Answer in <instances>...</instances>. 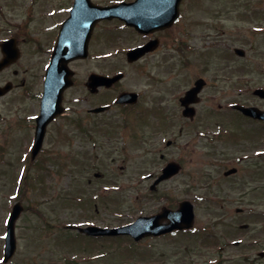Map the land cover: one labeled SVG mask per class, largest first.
<instances>
[{
    "label": "flooded vegetation",
    "instance_id": "flooded-vegetation-1",
    "mask_svg": "<svg viewBox=\"0 0 264 264\" xmlns=\"http://www.w3.org/2000/svg\"><path fill=\"white\" fill-rule=\"evenodd\" d=\"M46 1L49 0H0V63L9 55L7 59L9 63L0 70V73L13 67L10 70L12 77L0 82L1 86L11 84L10 90L0 96V100L18 90L16 93L20 94L17 100L23 101L25 105L26 102L30 103L31 113L23 118V126L29 131L27 145H31L34 140L35 119L41 114L43 79L59 38L61 37L64 51L79 50L81 53L80 57L67 64L72 70L70 78L72 83L64 89L60 105L57 104V97L51 99L54 101L53 105L60 107L61 113L44 128L42 147L36 155V158L41 160L40 165L44 167L40 169L42 176L46 177L51 173L46 168V163L51 158L62 165L58 167L59 170L69 171L73 168V172H76L78 168L76 166L80 164L75 165L74 150L71 149L66 154L56 150V147L61 144H65L66 147L68 143L77 140L88 141L97 133L108 132L107 112L95 113L98 107L110 105V108L117 109L120 128L124 130L133 122L153 127L157 133L166 131L173 120L180 126L178 135L171 140L166 139L162 143L142 142L141 151L139 150L141 161L151 165L160 163L146 174L128 178L126 187H119L105 180V184H100L99 187L94 185L89 194L74 185L71 193L60 197L63 203L67 205L73 203L78 208L85 198L100 201L110 199L109 193L120 192L124 196L126 191L127 198L133 199L132 204L138 206L136 212H128L127 223L132 225L130 236L91 238L76 229H68L69 224H62L57 226L58 230L62 229L64 232H61V237L71 240L70 234H74L75 239L85 242L94 240L123 242L125 248L121 249L124 256L117 258L116 255L111 259L112 264H264V206L262 208L253 204L255 208L248 209L241 206L244 193L241 190L245 185V182L241 181L242 177H237L241 172L239 168L243 161L241 157H236L235 163L238 166L229 165L218 172L203 171L205 175L202 177L207 179L216 173L215 180H212L213 185L208 181L207 185L192 189L190 186L193 181L185 184L179 182V178L185 181L194 178L192 174L184 173L181 160L178 159L191 141L204 146L227 142L223 136L220 114H233L244 123L264 129V121L246 117L237 110V106H243L255 107L264 112V100L259 97L250 99L252 92L247 74L240 72L234 79L232 78L231 67L227 65L231 50L228 36H225L226 24L223 13L206 9L205 0H139V5L131 11L138 12L139 18L145 19L146 22L129 24L114 18L97 21L92 25L90 24L92 13L88 8H91L92 3L97 4L96 0H88L89 6L82 5L79 8L77 6L74 16L71 9L75 0H58L49 4H46ZM135 1L108 0L107 4L130 5ZM84 24H87V27H84ZM104 25H111L112 40L107 43L113 45V49L105 52L101 45V27ZM106 31L108 30L105 29ZM142 47H147L148 50L144 56L134 62L128 61V53ZM232 50L233 55L238 58L245 55L244 50L238 47ZM170 52L175 54V74L184 87L175 97L176 107L165 108L166 95L163 87L173 76L158 79L151 77L149 73L148 79L132 83L124 81L128 78L127 68L135 71L133 74L137 77L146 76L143 62L149 56L159 53L170 57ZM105 57H114L115 75L121 72L123 75L110 87L97 86L96 90H93L87 86L89 76L103 75L102 64ZM117 58H121L123 68L117 65ZM216 60L220 61L217 67ZM28 62L41 64L40 73L35 76L37 81L31 83L24 79L17 81L19 70L14 68ZM86 62H90L93 68L80 75L75 64ZM166 63L167 60L164 61V64ZM169 75H172L171 72ZM186 79L187 85L183 84ZM31 85L34 88L30 89ZM167 92L165 94H169ZM190 92L193 93L188 94ZM129 93L134 95L118 101V105L112 104L116 97ZM220 97L223 100L222 104L219 103ZM15 106L19 107L21 104ZM169 117H173V120ZM184 130L185 135L191 140L181 141L180 137L183 136ZM57 153L60 154L58 159H55ZM70 163L73 167L68 165ZM169 163L179 164V170L165 180H158L162 176V169ZM250 169L249 176H259L258 168L252 166ZM261 173L263 174V170ZM232 180L239 182H231L230 185L225 183ZM167 181H171L172 186L184 191L185 197L177 199L173 192L176 188L171 190L165 186L162 190ZM221 181L224 183L220 186L215 185ZM258 182L257 180L247 184L249 185L247 188L255 189L252 192L259 195L264 193V182L260 185ZM16 184L15 181L14 186ZM42 188L46 190L43 184ZM132 190L135 192L133 198ZM53 195L47 197L45 203L50 202L55 197ZM184 201L187 204H183ZM232 205L233 208L230 209ZM15 206L20 212L9 231L7 220ZM181 209L184 210L183 214L180 212ZM199 209L207 211V221L199 222ZM29 210L33 218H24ZM0 212V264H41L33 259H24V254L19 251V244L22 241L35 243L40 232L44 230L49 232L51 229L50 220L45 216H38V211L25 207V204L20 206L16 203L4 204L0 207ZM139 219H143L142 224H134ZM245 219H255L256 226L249 229L251 225L246 223ZM188 224H190L188 228H180ZM115 225L97 226L113 228L117 226ZM11 232L15 251L4 263L2 259L5 241ZM248 235L253 237L255 235L257 238L253 240L251 239L253 237L249 238ZM126 255L128 256L125 257Z\"/></svg>",
    "mask_w": 264,
    "mask_h": 264
},
{
    "label": "rangeland",
    "instance_id": "rangeland-1",
    "mask_svg": "<svg viewBox=\"0 0 264 264\" xmlns=\"http://www.w3.org/2000/svg\"><path fill=\"white\" fill-rule=\"evenodd\" d=\"M52 1L58 2V0H49L46 1V4ZM96 2L103 4L108 3V0H96ZM205 8L211 12L223 13L226 24L224 28L225 36H228L231 50L227 65L231 67L232 78L234 79L236 75L243 72L247 74L250 82V92L258 86L264 87V0H205ZM105 29L108 31L105 32ZM110 31L111 25L101 27L103 52L113 49V45L107 43L112 40ZM234 47L244 50L245 55L243 58L233 55L232 49ZM170 53V57L163 53L149 56L143 62L146 68V76L137 77L133 74L135 71H132L130 67L127 68L128 78L124 81L125 83H132L144 78L148 79L149 73L151 77H158V79L160 77L168 78V76H173L171 81L163 87L164 95H166L164 100L165 108L176 107L175 97L178 96V92L184 87L175 74V54L173 52ZM117 59V65L119 68H123L121 58ZM166 60L168 63L164 64ZM219 63L220 61L216 60V67ZM102 66L104 75L115 74L114 57H105ZM170 66H172L171 69H169ZM40 67L41 64L32 62L20 64V66L14 68L19 70V77L16 80L24 79L28 83L36 82L35 76L40 73ZM75 67L80 75H84L85 71L93 68L90 62L77 63ZM12 68L0 73V82L6 79L9 80L12 77L10 71ZM169 72L172 75H169ZM183 84L187 85V79ZM32 87L31 85L29 88L31 89ZM167 89L169 90L168 92ZM17 91H13L8 97L0 100V157L2 160L0 163V207L4 204L21 201L22 204H25V207L34 208L36 212L40 213V216L48 218L51 222L49 225L52 224L49 232L45 230L40 232L39 238L35 243L20 242V253L24 254V259H33L41 264H112L111 259H114L116 255L117 258L124 256V251L121 249L125 248L123 242L116 243V241L112 240L85 242L75 238H71V240L63 236L61 238L60 235H62L61 232L63 230H58L57 226L70 223V221L80 222L82 225L123 224L129 221L128 212L134 213L138 208L137 205L132 204L133 199L127 198L126 191L124 196L120 192H112L109 193V195L111 194L110 199L93 200V202L89 203V199L85 198L86 201L80 203L78 208H76L73 203H69V205L63 203L60 197L71 193L74 185L81 187L85 193L88 192L89 194L94 185L99 187L100 184H105V180H109L110 184L126 187L125 183L128 178L146 174L160 163L156 162L151 165L141 161L139 154H141L140 147L142 142L162 143L163 140H171L172 137L178 135L179 123L173 120V117H169L173 120L170 121L172 122L171 126L167 127L166 131L158 133L155 132L153 127L150 128L143 124L139 125V122H133L130 127L124 130L120 128V121L117 118L119 111L112 108L107 113L108 132L97 133L88 141H72L66 147L65 144L57 145L56 150H61L66 154L71 149L74 150V154H76L75 165L80 164V166H76L78 167L76 172H73V168L69 171L59 170L58 167L62 165L51 158L46 163V168L51 173L44 177L41 175L40 166H38L40 159H36L33 163L32 161L30 162L29 149L31 145H27L29 131L23 126V118L31 113V106L29 102H26L25 105L23 101L17 100V96L20 94L16 93ZM166 92L169 94H165ZM251 98L252 94H250ZM222 102V97H220L219 103L222 104ZM16 104H21V106H15ZM220 115L223 136L226 137L227 142L204 146L196 141L193 143L191 141L178 159L181 160L184 173L188 172L194 178L186 179V181L183 178H179V182L185 184L193 181L194 183L190 186L192 189L203 187L208 184V181L213 185L212 180H215L216 173H213V176L207 179L202 177V175H205L203 171L214 170L218 172L229 167V165L238 166L235 163L236 157H241L243 159L242 163L239 164L241 172L237 176H241V181L245 182L241 190L244 192L241 206L248 209L252 208L253 204H257L263 208L264 193L254 194L252 191L255 189L247 188L249 186L247 184L257 180L259 181L258 185L264 182V129L244 123L233 116V114ZM190 129L191 127H189ZM185 133L186 130H184L183 136L181 135L180 137L182 142L190 139ZM59 154L57 153L54 158L58 159ZM71 164L68 165L73 167ZM252 166L258 168V177L249 176L250 167ZM262 170L263 174H260ZM95 173L101 174L100 178L95 177ZM25 176L33 179L39 176L41 181L39 177L36 182L32 181V179L26 182L23 181V185H29L22 187L23 189L20 186H14L15 181L17 183ZM231 182H239V180L225 183L230 185ZM171 183V181H167L161 189L163 190L165 186L171 190L176 188L173 191L175 197L177 199L184 198L186 193L172 186ZM222 183L224 182L221 181L215 185L220 186ZM42 184L46 188L45 191L41 188ZM135 185L133 184L132 186ZM13 186L14 188H12ZM133 193H135L134 190H132ZM52 194L55 197L50 202L45 203L47 197ZM79 195L80 193L77 194V196ZM134 195H132V198ZM231 208H233V205ZM96 210L99 211L96 212ZM30 211L26 213L24 218H33ZM198 213L200 223L207 221L206 210L199 209ZM245 221L251 225L249 229H253L256 226L255 222L257 221L255 219H245ZM37 224L40 223L37 222ZM247 232L250 233L249 230ZM70 236H74V234H70ZM248 236L249 238L253 237V235ZM256 238L254 235L251 239L254 240Z\"/></svg>",
    "mask_w": 264,
    "mask_h": 264
},
{
    "label": "water",
    "instance_id": "water-1",
    "mask_svg": "<svg viewBox=\"0 0 264 264\" xmlns=\"http://www.w3.org/2000/svg\"><path fill=\"white\" fill-rule=\"evenodd\" d=\"M88 0H76L75 1V5L73 6L72 10H71V14L74 16L76 11H77V6L79 8V6L82 5H88ZM136 5H139V0L135 2V4H130V5H114L112 7L110 6H95L92 5L91 8H88V10L91 11L92 13V18L90 20V24L93 25L94 22L96 21H100V20H104V19H112L114 17H117L119 19H121L124 22H127L129 24H140V23H144L146 22L145 19H141L139 18V13L138 12H132L131 10L135 8ZM76 9V10H75ZM150 22V21H147ZM70 23V22H68ZM84 27H87V24H84ZM146 51L145 48L139 49L137 51H132L131 53H129V59L130 60H136L138 59V57H140L141 55H143L142 53ZM81 56V53L79 50L76 51H70V52H64L62 47H61V41H59L57 48L53 54V59H52V63L48 68L47 74L45 76V84H44V102H43V106H42V115L37 118V132H36V139H35V143H34V150H33V155L34 153L37 152V150L40 147V141L41 138L43 136L42 132L44 129V126L46 124V122L49 120V118H51L52 116L55 115V113H57V109L49 106V101H48V97H50L53 92H56L57 94H61L64 91V88H66L67 86H69L71 84L69 77L71 76V72L69 71V69L66 67V64L68 61L73 60L74 57H79ZM90 83L94 84L95 86L97 84H104L106 87L109 86L110 84H112L113 82H116V77H94L91 76L90 77ZM89 83V84H90ZM5 90V89H3ZM3 92V91H1ZM256 95L261 96L262 98H264V91L262 90H257L255 91ZM118 102V101H117ZM242 112L244 114H246L247 116H252L254 118H261L264 119V114H260L257 113L255 111V109L253 108H248V109H242ZM172 167L169 166V170L171 171ZM16 218V212H14V214L12 215L10 221L12 223V220H14ZM83 231L87 232L88 234H113V233H124L125 232H129L128 229H118V230H113V231H108V230H101L99 228L96 227H92V228H85L83 229ZM6 248H5V252H8L9 255H11L13 249H14V243L13 240L11 239L9 242H6Z\"/></svg>",
    "mask_w": 264,
    "mask_h": 264
}]
</instances>
